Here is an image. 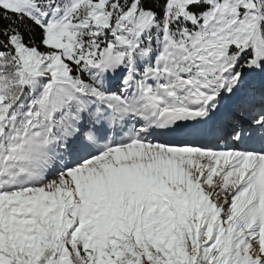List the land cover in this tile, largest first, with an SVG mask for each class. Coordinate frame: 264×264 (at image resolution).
<instances>
[{"label": "snow or ice", "instance_id": "snow-or-ice-1", "mask_svg": "<svg viewBox=\"0 0 264 264\" xmlns=\"http://www.w3.org/2000/svg\"><path fill=\"white\" fill-rule=\"evenodd\" d=\"M0 264H264V0H0Z\"/></svg>", "mask_w": 264, "mask_h": 264}]
</instances>
